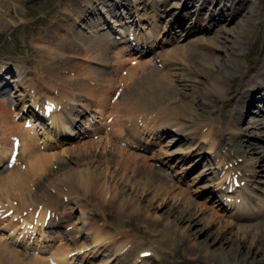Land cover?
Returning <instances> with one entry per match:
<instances>
[{
    "label": "bare ground",
    "instance_id": "1",
    "mask_svg": "<svg viewBox=\"0 0 264 264\" xmlns=\"http://www.w3.org/2000/svg\"><path fill=\"white\" fill-rule=\"evenodd\" d=\"M6 1L10 2L11 0H6ZM176 1H177V4L172 5V7L178 8V9H179V5L181 4V1L182 2L185 1L183 3V6H185L183 8L184 12L181 11V13H183L184 15H187V17L191 15V17H189L190 18L189 23L191 27L190 28L188 27V28L194 31H204L205 29L209 28V26H211V23L213 21L216 22L219 19L226 20L225 16H227V14L233 13L235 11L234 8L239 10L240 7L238 6H240L241 3H244V2L248 3L246 7L244 8L243 12L241 13L240 17L236 19V22L233 23L232 26L221 25V27H218L215 35L211 37L212 41L211 40L209 41V38H206L203 36H197L196 42L198 41L197 43H199V45L202 46V48H206L207 50L211 52L215 51L214 53L216 54L215 55L214 53H211L214 56L213 58L215 62L211 64V68L208 69V71H200L201 73L198 71L196 72L197 75L199 73L202 75L204 74L203 76L205 79L204 84L207 83V86L204 87V91H202L203 89L201 90L202 94H199V90H197V88H195L196 92H194L193 90L192 91L193 93H187L186 89L188 88L187 87L188 84L186 83L184 84L183 82H181L183 81V79L180 76L175 75L177 72L176 73L173 72V75L172 74L170 75L173 77V79L172 77L168 78L167 77L168 75L164 76L165 73L164 74L159 73L160 68L158 66L159 65L162 66L163 63H166L168 61V59H166L164 55L162 54L164 52L161 51L162 45H163V39H158L157 37L155 42L153 40L154 42L153 43L152 41L147 40L148 35L146 34L144 35V32L134 33V32L127 31L126 22L131 21V23L134 22L135 24L138 22V28H139L141 27V24H142L140 22H142V20L144 19V16H145L144 14L149 15V18L151 19L150 24L154 26L156 24L157 19L160 17V15H162L163 11H161V8L162 6H164L167 0H69V1H64L61 4H59V8L57 7L58 9H57V12L55 13L56 15L53 14V16L51 17L52 31H53L52 33H54V35L53 34L52 35L53 36L58 35L60 38L59 41L61 39H65L70 48H76V45L73 44L74 41L72 40L73 39L72 37L76 36L78 40H80V42L81 41L84 42V44H82V47H84L86 51L87 50L90 51V47L87 44V42L92 40V38L87 37L86 34H93L92 36L98 39L97 41L98 48L96 46L94 48L95 53L97 51L98 54L93 59H96L97 63H101L103 65L102 67H105L104 68L105 70L100 69L99 72L95 73V68H93V66H90V64L88 63L86 64L84 62L85 67L82 68V70L83 69L84 70L81 71L80 74L79 73L78 74L85 76V77H81L80 80L84 81L83 79H88L90 77L92 81H96L97 85L92 86L94 84H92L91 82L89 83L90 85H87V82L80 83L81 81L78 82V80L74 82H69L66 79H62V80L60 79V82H58L57 85H60L66 88V91L72 90L71 93L68 92L69 94H66V91H65V96L62 101L61 99L56 100L55 96H54V99L52 97L48 98V100L47 98H45L43 101H47V102L44 106L43 104L40 105L39 103L38 97L41 95V93L37 90L36 91L32 90V87L28 89V92L25 95L28 97L27 101H25L26 98L21 100V98H18V95H16L18 94V92L23 91L22 90L23 83H26L24 82V79L26 78V74L30 71H27V73L25 71L26 74L24 73L22 75V78L16 77L15 81L12 82L11 84L12 90L10 92V95H8V98H6L5 100H8L7 103H11L9 104L10 106L14 105L15 107L13 110V116L18 117L15 123L17 125L16 129H19V130L17 132V135L14 133H11V131H5L6 133L4 137H0V139L3 138V140L6 141L8 140V138L11 140L13 136H18L20 138V139L18 138L20 141V146H18V148L12 147V143H9L10 146L6 147L5 145L8 144V141H7V144L5 143L4 147L0 149V165H2L3 163L6 164L5 165L6 170H4L3 173H0V232H2L0 234V264H74L76 260L78 261L77 264H82L83 262H85V260L89 259V256H95L98 253L97 251H99L98 249L105 248L104 247L106 245L104 244L105 239L100 236L99 231L95 232L94 236H92L91 238L92 243H93L92 247H88L87 245H83V244L80 246L76 245L79 238H81L82 236L86 238V236H88V234L87 235L84 234V230H83V228H86V224L82 223L79 218L77 224L78 225L81 224V228L82 227L83 228L80 229V227H78V228L73 229L71 224L65 221L69 214L67 212H72L71 209H69L67 212H64L65 214L67 213V215H62V214H59L58 212H55L56 208L55 209L50 208L51 206L56 207L57 203L55 201L51 205L48 204V201H50V198L47 196H44L46 194L43 192V190L46 189V187H48L49 185H52V187H54V185L52 184L53 179L55 180V177L60 176L61 174H65V176L64 175L63 176L67 177V179L71 178V179H68L70 180L71 183L70 184L67 183L68 186L65 187L64 185L66 183L62 184L61 183L62 180H61V182H58V184L61 183L62 187L61 186H60L61 188L57 187L55 190H57L58 188L62 190V188L64 189L65 187L66 192L69 193L68 195L76 194V197H77V195H79V193L82 191V193L85 192L84 194H87L89 197H93V199L97 203L98 208L105 210V217L103 218L105 222H106V218L108 217V215L111 216V213H109V211L106 210L108 201L117 202L118 208L121 209L120 211L122 210L124 211V209H130V211L134 214V213H141V210H142V214L146 216H150L152 218H153V215L154 216L161 215L159 209H161L164 206V201H166L167 197L169 196L168 192L172 193L169 190L166 192L169 186L168 183L171 181V182H174V184H177L171 178L172 175L170 176L167 173V170L169 169V167L166 166L167 162L164 161L163 159L160 160V157H158L159 156L158 153L152 154L151 156V158L154 160V163H156L154 166H146L144 162L143 164H141L142 161L141 162L133 161V159H135L136 157L134 158L132 154L122 152V150H119L118 155H116L114 154V151H112L113 149L112 143H111L112 139L110 137H108V139L106 138L107 139L106 142L108 143V144L106 143L107 144L106 147L109 146L108 149L110 150H106V147H104V149L102 150H99L101 152L97 150H93L91 154H88L84 157H77V158L72 159L70 164L68 162L62 163L56 160L50 163L49 169H45L47 166L46 165L47 158L44 155L43 158L45 160H42V159L36 160V162H34V164L31 166L27 164L24 170H22L21 172L18 171L20 170V168L17 170V168L19 167L18 163L21 161V157L23 155L22 152H26V155H27L30 151L32 152L33 149H35L34 148L35 138H38L39 140H41V143L44 144V146H57L56 144H60L59 142L61 141V139H63L62 135H67L68 137H70L71 134L77 135L87 130L86 125L81 126L78 129L74 128V125L77 123L76 119L82 113H76V114L71 113L72 111L71 105L76 104L77 103L76 101H78L76 99L77 97H75L73 93L74 92L78 93V91H80L81 89V86L84 89H87V91H85L86 96L84 97L85 104H83L84 103L83 101L80 108L82 106L84 107L81 108L80 110L89 111L88 115L91 118H93L91 112L94 113V111L96 110V112L97 111L99 112V116H102L101 119L103 120L108 119L109 121H111L109 116L105 115V111H104L105 104H103L104 100L102 99L104 95L102 96V94L104 92L106 96V94L108 93L107 91L110 92V89L111 90L114 89V88L112 89L111 82H109L110 74L106 71V69H107V66H109L108 64L110 60L112 61V59H110L111 58L110 51H112V48H116L113 45L118 44V42H119V45L121 46V49H120L121 53H123V50H126L127 48H129V45L127 44L126 41L135 42L137 47H134V48L137 50V53L143 51L144 47L146 46L148 48L154 47V46L156 47L154 52H152L153 55L151 57V61H153V64H150L152 65L151 73L147 74L145 81L140 82L138 84V87L141 90L140 93L139 92L138 94L132 93L129 99L127 101H124L125 103L124 105H122L124 106L123 108H126V111L129 109H132L130 111H127V113L129 112L128 114L130 115L131 113H134L136 111L137 113L139 111H142V115H143V112H150L149 110L151 109L152 110L155 109L156 113L155 115L153 114L150 115V117L151 116L153 117H151L152 119L150 118L151 120L148 119L149 121L145 119L144 117H142V115H138V114H137L138 119L135 118L134 116H132L131 118L130 116V117H127V119H122L123 120L122 121L119 119L121 115H118V119H114V117L113 119L111 118L114 123H120L121 129L123 131L125 130L126 132L123 140L121 139V141L128 142L130 148H133L131 146H134L135 148L140 147L142 149L147 148V147L151 148V146L149 145L150 142H148L149 138L151 137L149 136V138H147L148 136L145 137L140 132L146 127L149 128L147 129L149 132V135H151L152 137L155 136L158 139L162 138V134L172 133L173 136H170L169 141L166 143V146L170 144L169 142L171 143L174 142V140L179 141V139H181L185 141L183 142L185 143L183 145L184 147L179 148V151L183 152L181 153V156L179 158L182 157V154L187 153L186 154L187 158L196 157L198 155L197 157H199V161L203 159L202 172L203 174L207 173V175L209 176L208 178L212 177L211 179L212 183L210 185L213 186V190H214L213 194L215 195V197L216 195L218 197L217 199L211 198L210 200L216 203L217 207L218 206L220 207L221 212L227 216L229 215L231 219H240V214L237 212H233V211L230 213L225 212L224 209L226 208L224 207V205L225 206L227 205L229 207L234 206V208L232 209L234 211L238 209L237 207L245 206L243 205L244 201L242 199V196L244 195L243 192L238 191V189L234 193L231 191L232 187H234L237 182L240 183V181H244L247 188L252 191H254L256 188L260 189V187L262 189L263 187L262 185H264V182L261 180L258 181V179L256 178L257 172H255L256 171L255 167L258 164L260 166V164L264 162V150L263 151L257 150L259 147L256 144H254L255 148H251L249 151H247V148H244V149H240V148H242V143L244 141V138H246L247 141L252 139L250 137L252 133H256V135L259 137H264L260 134L262 132L259 131L260 129L264 128V122L255 118V117H258L259 114L261 115L259 117L264 118V63L260 65L261 67H258L256 65L255 66V68L257 69L256 76H252L253 74L251 76L249 75L250 77L249 81H247L246 83H245L246 80L243 81V83L238 88L237 92L235 93V95L237 96L236 97L237 99L233 100V102L236 104L234 108V113L229 117V120L225 121L226 123L223 126V128L226 127L227 129L230 130L229 137L225 138L226 141L224 140L225 143L236 145L237 149L239 148L238 152H233V153H237L236 159L238 157H242L243 160L246 161V167H247L246 171L247 172L240 174L243 176L231 174L230 172L232 168L228 170L230 172L226 171L224 164L230 162L226 157L225 159H222L219 157L212 158V156L208 155V154H212V152L217 153V150L219 148L216 147L214 137L215 135H218L221 133L215 132L216 130H214V128L216 129V127H213V124L211 123L209 124L206 119V114L208 115L210 114L208 113V110H207L208 106H210L209 100L216 103L217 102L216 98L220 96L224 98L223 95L229 89V88L226 89L225 87L226 78L227 77L230 78L232 76V71L234 70L233 69L234 67L240 68L242 66L241 60H240L241 54L238 52L237 46L244 41L245 38L243 39V36H245L247 33L249 34L253 28V21L256 19V17L254 19L255 12H257V10L255 9L256 4L252 2L254 0H225V3H223L224 0H195L196 3L193 4L194 9H187V6H188L187 4L190 5V2L194 0H176ZM1 2H3V0H0V3ZM97 5H101L100 8H103L106 11V14L108 16L116 17V19L118 18L120 19V21H117L116 19H114V21H112L113 23L110 22L112 23V25L106 24L107 22L102 20V18L99 17L97 14V11H98ZM117 5L123 7L122 9L125 10L126 14H128V17H127L129 18L128 20L123 21L122 17L124 18V16H122V14L125 15V13L123 10L118 11V9L116 8ZM206 7H207V10H206ZM201 11H206V14H209V15H207L205 18L203 17L202 20L199 22L198 20L200 19H198V16L200 15ZM239 12L240 11H238L237 13ZM171 16L172 18L174 17L173 15ZM173 20L174 18L168 21L167 24L172 25V22H174ZM181 20H182V16L177 19L175 24L177 23L182 24ZM202 21L206 22L205 26L203 25ZM102 23H104L105 25H102ZM121 24H122V28H119ZM167 24H165V27L167 26ZM8 25H10V23ZM110 28L111 29L115 28L114 30L117 29L118 30L117 33L119 34L125 31V37L123 38L121 36L120 41L117 39H114V42L110 40V38L109 40H106L105 38L108 35L109 37L111 36V34H109L111 31ZM134 30L135 28L132 29V31ZM129 37H131L132 39L127 40V38ZM102 39H105L106 41L105 44L100 42ZM149 41L152 43L150 44ZM92 44H95V43H92ZM42 46L43 44L41 45V47ZM45 47H47L46 49L48 51H52L48 49L49 45L45 44ZM42 48H44V46ZM173 49H174L173 52L179 55L181 54L183 55L185 51V46L183 47V45L179 44V45H175ZM58 50L59 49H57V52ZM207 50H206V53H207ZM59 52L57 53L58 57L56 58V60H60V59L66 60L65 58L66 53L63 54ZM175 53H172V54L174 55ZM56 55H54V57ZM70 56H66V57H70ZM116 57H119V55ZM190 57L191 56L189 55V58ZM77 58H79V56H77ZM47 59L48 58H46V60ZM114 60H113V63L115 62ZM121 60L124 62L123 58ZM172 60L170 61V64H169L170 67L172 68L170 71H173V70L175 71L177 70V68H179V66H181V68L184 67L182 69V71L184 72V69L188 67V65L186 68L185 66L182 67L183 63L178 64L177 62H174ZM262 60H264V56L262 59H259L258 65L261 63L260 61ZM204 61H205V58H204ZM121 62L120 63L117 62V63L123 64ZM181 62H183V59ZM133 65L135 67V64ZM133 65H131L130 67H132ZM109 67L113 68L112 65ZM65 68L66 67H64V69L60 68V71H58V74H62V72L71 73L72 71L73 72L71 74H75V72L77 71L76 69L74 70V67L69 68L70 71H67V70L65 71ZM21 70H22V67H20L19 71L21 72ZM187 71H189V68H187ZM46 73L48 74V71ZM186 74L187 73H185V75ZM11 75L12 74L9 70L0 68V94L6 92V90H3V89H7V87H9L7 86V84L12 81ZM137 76L138 75H136L135 78ZM141 77L142 76H140L139 78ZM131 78H134V77H131ZM105 79L106 80L108 79L106 81V84L101 83V82H104ZM131 80L129 78L128 83L131 82ZM137 81L139 82L140 80H137ZM172 81L177 82L178 86L176 90L174 91L175 95L173 99L170 102H167V97H169L170 94L172 93L170 89L172 86L170 85ZM37 82H39V86L44 87V85H46V84L42 85L44 82L41 81V78ZM121 84L123 83L121 82ZM130 84L131 83H129V85ZM54 86L55 85H53L51 88L53 89ZM96 87L98 88L100 87V88L96 89ZM101 88H103L102 90L103 92H101ZM115 89H117L116 86H115ZM49 92H54V91L49 90ZM79 95L80 94H78V96ZM121 95H122V92H121ZM124 96L125 95H123V97ZM257 96H259L261 100H258V98H256ZM0 100L2 99L0 98ZM79 100L81 101V99ZM120 100L121 99L119 98V101ZM122 100L120 101L121 104H122ZM186 100L187 101L189 100L190 102L186 103L187 102ZM255 101H257V104H255L254 108L253 107L250 108L251 104L254 103ZM194 102L197 104L196 108L195 107L193 108ZM30 106H36V107L38 106L39 113H35V115L32 112L28 113L30 111ZM93 106H99L101 107V109L95 107V110H94ZM213 108H215V106H213ZM245 109H248V111L253 109L254 111L259 112L256 115L250 114L251 115L250 117H252V120L248 127L246 126L244 127L245 122H248L247 120H245V117H244L245 116L244 113L246 112ZM7 112L8 111H5V112L0 111V121L4 125L6 122H8L9 118L11 117V114L8 115ZM154 112L155 111H153V113ZM246 116H248V114ZM105 121L107 123V120ZM170 121H172L173 123L171 124H173V126L176 127L175 130H171V127L167 126ZM4 125H3V128L6 126ZM168 128L170 129L168 130ZM242 130H244L243 133H242ZM35 135L37 137H34ZM39 135H41L42 138L38 137ZM110 136L113 137V139H115L116 137L112 133H110ZM207 137L209 138L206 144L205 140L207 139ZM261 141L262 139H259V142ZM193 146H196L197 150H191ZM13 151H16V154L13 153ZM55 153L49 154L51 157L48 154L47 155L48 157L53 159L55 158ZM169 154H171V152ZM13 156L16 158H12ZM102 163L103 165L105 164L104 166L106 167V169H108L111 165H114L115 169L117 168L121 169L123 173L120 174L116 170H115L116 172H114V169H113V170H110V173H111L110 176H108L107 174L105 176L103 173L99 171V166ZM54 165H56V168H58L57 169L58 173L55 172ZM73 165L74 166L86 165V166L84 168L70 169L69 166H73ZM261 166H264V163L261 164ZM106 169H105V172H106ZM44 171L46 172L42 173ZM262 171H264V169H262ZM34 172L42 173V175L37 178L39 181L32 182V183H35L33 186H37V189L35 188V192H33L31 187L30 189H28L27 184H25L27 181H32L31 179L32 177L29 175H31V173L34 174ZM131 174L133 176H139V177L141 176V178L145 180L144 185L141 186L139 182H136L134 180L135 178L132 179ZM59 178L57 177V179ZM132 181H134L136 185H134ZM65 182H68V181H65ZM74 184L77 185L76 187L77 189H73L74 187L70 186ZM176 187L177 186H175V188ZM149 188L154 190V195L160 198V201H161L160 204L159 203L157 204L149 203L145 200V196H143V194L148 193ZM41 190L42 192L39 193V191ZM140 190H142L143 192H141L140 196H136V194H138V191ZM181 190L182 189L179 188V191L182 193ZM24 195L26 197L29 195L28 197L30 199H28L27 202H30L31 204L23 207L22 211L24 210L26 211L22 212L20 210L19 205L17 203H14L15 201H13V199H10L9 197L15 196L21 199L22 201H24L25 200ZM62 196H66V195H62ZM68 198L69 197H67L66 199ZM73 199L77 200L75 197H73ZM262 203L264 205V199L262 200ZM258 205L261 207V204L258 203ZM161 216H162V219L165 220L164 221L165 225L168 224L167 226H169V224H171V226L180 230L182 233L184 232L186 241L190 245H193V244L196 245L200 249V251L203 253H207L211 251L212 242L220 239L221 242L219 243V246H220L221 251L218 253V255L220 256L223 264H264V234L263 233L259 235H255V237L253 238L251 242H247L246 237L244 236L230 237V236L225 235L226 231L220 230L218 234H215L213 238L209 240L210 242L208 240L200 241L198 238L197 231L194 229L191 230V226L193 222H195V218L192 216L190 211H188L186 208H180L177 205L175 206L170 205L167 211L163 213V215ZM263 221L264 220H259L258 222L253 223V225H248L247 227H251L252 229L254 228L259 229L260 227H263L264 229ZM62 222H64L66 224V227L68 228H64L60 226ZM154 223L155 225H157L158 221H155ZM227 223H231V222L228 221ZM239 227H242V226H239ZM4 229L7 230V232L4 233ZM124 233L126 234V232L119 230L116 234V237L119 238V235H123ZM162 233L164 232H161V234ZM158 234L159 232L156 235ZM165 237H170V235L168 234L164 236V238ZM105 238H108V237H105ZM117 240L118 239L116 238V241L113 245L110 244L114 248L113 253L115 254L110 260L114 259L115 256H118V261H121L120 257L123 256L124 253L129 252V255H133L134 261L132 264H138V263L143 264V262L145 261H143V259L141 258L142 257L141 254H143L144 256V253L153 251V248H147V249L143 248L144 245H142L143 243L140 244V241L138 243L141 246H138V248H136L135 246L136 242H134L133 237H129L126 240L124 239V241L118 245H117ZM57 241H60L59 244L55 247V251L51 252V250L54 248V244ZM223 242H226L227 244L226 250H223V246H222ZM65 244H67L68 246H70L71 244L73 245H71V247H68L67 249L63 247ZM81 251L84 253V255L82 253L80 254ZM46 252H48V254H46ZM108 260L109 258L106 257L103 261H100V263L98 264H108L109 262H111L110 260L109 261ZM126 264H130V263H126Z\"/></svg>",
    "mask_w": 264,
    "mask_h": 264
},
{
    "label": "rangeland",
    "instance_id": "2",
    "mask_svg": "<svg viewBox=\"0 0 264 264\" xmlns=\"http://www.w3.org/2000/svg\"><path fill=\"white\" fill-rule=\"evenodd\" d=\"M64 1H69V0H13V1L11 0L10 2L3 0V2L0 3L1 4V6H0V59L5 58V60L2 59L4 61L0 60V68L7 69L11 72V70L9 69L10 65L8 66L7 64H5L7 62V63H10L13 68H17L16 74H17V70H19L20 67L23 68V66H24L25 70L28 69L30 71L28 73L26 71L27 74L25 73L26 78L24 79V82H26V83H23V87H24V88L22 87L23 94L21 91L18 92V94H16V95H18V98H21V100L26 98L25 101H27L28 97L25 96L27 93L25 91V89L32 87V90H35V91L37 90L41 93V95L38 98H40L42 101L45 98L48 99V98L52 97L54 99V96H55L56 100L61 99V101H62L64 99V96H65L66 88H64L60 85H57V83L60 82V79L61 80L66 79L69 82H74V81L78 80V82H80L81 77H85V76L79 75L81 73V71L84 70V69L82 70V68L85 67V63L86 64L88 63V64H90V66H93V68H95V73L99 72V70L102 68V67H100L101 63H97L96 62L97 60L93 59L98 54L97 51H96V53L94 51L95 46L98 48L97 43L92 44L93 43L92 40L87 42V44L90 47V51H88V50L86 51V49H84V47H82V44H84V42L83 41L80 42V40H78V38L76 36H73L72 37L73 39L71 38L74 41L73 44L76 45V48H70L65 39H61L59 41L60 38L58 35L53 36L54 33H52L53 31H52L51 17L53 16V14L56 15L55 13L57 12V9L59 8V4H61ZM252 2H254L256 4L255 9L257 10V12H255V16H254V19H255V17H256V19L253 21V28L249 34L247 33L245 36H243V39L245 38L244 41L237 46V50L241 54L240 60H241V64L243 67L241 66L240 68H237V67L233 68L234 70L232 71V76L230 78L227 77L225 80V87H226V89H228V88L229 89H228V91L226 90L227 92L223 95L224 98H222L221 96L216 98L218 103L217 102L214 103V102L209 100L210 106H208L207 110H208V113H210V114L209 115L206 114V119H207L208 123L209 124L211 123V124H213V127H216V129L214 128V130H216L215 132L221 133V134L215 135V137H214L216 147L219 148L217 150V153L212 152V154H208V155L209 156H215L216 158L219 157L222 159H225V157H226L230 162L224 164L225 169H226V171H228V169L234 168L233 170H231V173L232 174L234 173L235 175H236L235 172L237 171V169L239 170V173L237 172L238 174H242V173L247 172L246 171V169H247L246 161L243 160L242 157H238L236 159L237 153H233V152L239 151L238 150L239 148L237 149L236 145L225 143V141H226L225 138L229 137L230 130L227 129L226 127L223 128V126L226 123L225 121L229 120V117L234 112V108H235L236 104L233 102V100L237 99L236 98L237 96L235 95V93L237 92L238 88L243 83V81L246 80L245 83L247 81H249V78H250L249 75L251 76L253 74L252 76H256V74H257V69L255 68L256 65L258 67H261L260 65L264 63V60H262V61H260L261 63L258 65V61L264 52V0H254ZM195 3H196L195 0L191 1L190 5L188 4L187 9H194L193 4H195ZM223 3H225V0L223 1ZM174 4H177L176 0H167V2L161 8V11H163V12L166 10L168 11L167 13H163V16L157 22L159 37H161V38H165L166 37L165 34H167V35L169 34L164 29V25L167 24L168 21H170L172 19L171 15L181 14L182 9L179 8V11H178L177 10L178 8L172 7V5H174ZM247 4H248L247 2H244V3H241L240 6L236 5V6L240 7L239 10L234 8L235 11L233 10L234 11L233 13L227 14V16H225L226 20L219 19L216 22L213 21L211 23V26H209V28L205 29V31H195V32L190 33L188 27H191L190 23H189V19H190L189 17H191V15L188 17V19H186L184 21V24H183L184 27H182L183 29H181V27L175 28L176 31L174 29H170V30H173V33L171 34V36L174 37V39L170 40L168 38L169 40L166 43H164L162 46V52H164L162 54L164 55V57L166 59H168V61L166 63H163L162 66L161 65L158 66L160 68L159 73H163V74L165 73L164 76L168 75L167 77L169 78V77H172L170 75L171 74L173 75V72H175V73L177 72L176 74L175 73L174 74L176 76H180L183 79V81H181V82H183L184 84L185 83L188 84L187 85L188 88L186 89L187 93H193L192 92L193 90H194V92H196L195 88H197V90H199V94H202V91H204V87L207 86V83L204 84V80H205L203 77L204 74L203 75L200 74L201 73L200 71H208V69L211 68V64L213 62H215V60L213 58L214 56L211 53H214L215 51L211 52V51L207 50L206 48H202V46H200L199 43H197L198 41L196 42V38H197V36H203V37L209 38V41L210 40L212 41L211 37H213L215 35L218 27H221V25L232 26L233 23L236 22V19L238 17H240L241 13L243 12V10ZM179 7H183L182 1H181V4L179 5ZM2 8L4 9V11ZM121 9H118V11H120ZM206 10H207V7H206ZM16 11H18V12H16ZM123 11L125 12V10H123ZM236 11L237 12L240 11V12L237 13ZM203 12L204 11H201V14H200L201 18H200V20H198L199 22L202 20L203 17L205 18L207 16L206 11L204 13ZM144 15H146V14H144ZM177 15L175 18H177ZM146 16H148V17H146ZM146 16L144 17L145 20L143 22V23H145L144 28L147 31H151V27L149 24L151 22V20L149 18V15H146ZM116 20L120 21V19H118V18ZM9 23H10V25H8ZM202 23H203V25H205V21H202ZM102 25H105V24L102 23ZM145 29H144V31H145ZM176 33H177V35H176ZM163 34H164V36H163ZM87 36L89 37V35H87ZM51 37H53V38H51ZM152 38L153 37H151L150 40H152ZM105 39L109 40V36H107ZM195 42H196V44H195ZM42 44H43L44 48H42L43 46L41 47ZM45 44L49 45L48 49H50L52 51H48L46 49L47 47H45ZM179 44L183 45V47L185 46V51H184L183 55L182 54L179 55V54L173 52L174 46L179 45ZM39 47H41V48H39ZM50 47L53 49H51ZM39 49H41V50H39ZM57 49H59L58 50V52L60 51L59 53H63V54L66 53L65 54L66 56H70V55H72V56H70V57L65 56L66 60L65 59L56 60V58L58 57ZM206 50H207V53H206ZM172 53H175V54L173 55ZM54 55H56V56L54 57ZM118 55H119V57H116ZM189 55L191 56L190 58H189ZM35 56H36V58H35ZM44 56L48 59L46 60V58ZM77 56H79V58H77ZM180 56H182V57H180ZM209 56L211 57V59ZM110 57H111L110 59H112V61L110 60L108 65L109 66L112 65L113 68L109 67L107 72L110 74L109 82H111L112 89L113 88L114 89L113 90L110 89L111 93L106 90L108 93L105 96L104 92L102 91L103 88H101V92H103L102 96L104 95L102 97V99L104 100L103 104H105L104 105L105 115L109 116V118L111 120V121H109L107 119L108 120L107 123H108L109 127L106 126L105 123H103V119H101L102 116H99V112L97 111L96 113H94V118L96 121H98V124L101 123L102 129L100 127L99 130L93 131V135H95V136H93L92 134H86L82 138H79V140L76 139L74 142H63L60 144H56L57 146H44V144H42L40 142L41 140H39L38 138H35L36 142L34 143L35 144L34 145L35 149H33L34 152L30 151L27 155H26V152H22L23 155L21 157V161L18 163L19 167L17 168V170L20 168V170H18V171L21 172L22 170H24V168L27 164L31 166L34 164V162H36V160H39V159L45 160L43 158L44 155L47 158V160H46L47 166L45 169H49L50 163L53 161H56V160L58 162H62V163L68 162L70 164L72 159H74V158L84 157L88 154H91V152L93 150L99 151V150L104 149V147H106V145L108 144L106 142V140L108 139V137H110L113 140V141L111 140L112 147H113L112 151H114V154H116V155H118L119 150H122V152L132 154L134 156V158L136 157L135 159H133V161H137V162L142 161L141 164H143V162H144L146 164V166H154L156 163H154V160L151 158V156H152V154L158 153V155H159L158 157H160V160L163 159L164 161L167 162L166 166H168L170 169V170L169 169L167 170V173L170 176L172 175L171 178L177 184H174V182H171V181L168 183L169 186L167 185L168 188H167L166 192L169 190L172 193L168 192L169 196L167 197V200L164 201V206L161 209H159L160 214L163 215V213H165L167 211V209L170 207V205H173V206L177 205L180 208H186L188 211H190L192 216L195 218V222H193V224L191 226V230L194 229L197 231L198 238L200 241L211 240L213 238V236L215 234H218V232L220 230L226 231L225 235L230 236V237L244 236V237H246L247 242H251L253 240V238L255 237V235H259L262 233L264 234L263 227H260L261 229L260 228L259 229H256V228L252 229L251 227H247L248 225H253V223L258 222V220L254 218L257 215H254V214L241 215L242 217L240 219H231L229 217V215L227 216L224 213H222L221 210L219 209V207H217V205H215L214 202H212L209 199V197H208L209 192L212 191V188H211L212 185H210L212 183V181H211L212 177L208 178L209 176L207 175V173L203 174V172H202L203 159H201L202 163H200L201 161H199V157H197L198 156L197 154H196L197 156L194 158H192V157L187 158V156H186L187 153L182 154V157L179 158L181 156V153H183V152L179 151V148L184 147L183 145L185 143H183V142H185V141H183L181 139H179V141L174 140V142H172V143L169 142L170 144L168 146H166V143L169 141L170 136H173L172 133H168V134L166 133L167 135L164 138V140L162 142H158L157 145L155 146V148H153V150L150 149L149 151H145V150L144 151H138L137 149L130 148V146L128 145L127 142L121 141V139L123 140V138H124L125 131H123L121 129L120 123H114L112 119H113V117H114V119H118V115H121L119 118L120 120L127 119V117H130V116H131V118H132V116H134L135 118L138 119V115H142V111H139L138 113L136 111L134 113H131V115H130V114H128L129 112L127 113V111H130L132 109H129L126 111V108H123L124 106H122V105H124V103H125L124 101H127L129 99L130 95H132V93L133 94H138V92L140 93L141 90L138 87V84L140 82L145 81L147 74L151 73L152 65H150V64H153V61H151L152 53L151 52L146 53V54L137 58L134 55H131V54L129 55L126 52L124 54H122L120 52V50L118 48H116V49H113L112 51H110ZM121 57L123 58L124 62L121 60L122 59ZM44 58H45V60H44ZM171 58L174 60H172ZM175 58H177L178 60ZM204 58H205V61H204ZM170 59L174 62H177L178 64L183 63L182 67L185 66V68H186L188 65L187 68H189V71H187V68H186V69H184V72H183L182 69L184 67L181 68V66H179L180 69L177 68V70H175V71L174 70L170 71L172 69L169 65L170 61H171ZM182 59H183V62H181ZM113 60L115 61L114 63H113ZM187 61H188V63H187ZM117 62H119V63L121 62L123 64H119ZM143 62H144V64H143ZM150 62H152V63H150ZM184 63H186V64H184ZM133 64H135V67ZM131 65H133V66L130 67ZM64 67H66L65 71L66 70L70 71L69 68L74 67V70L75 69L77 70L75 72L76 75L71 74L73 71L71 73L70 72H62V74H58V71H60V68L64 69ZM203 67L206 69H204ZM248 67H250V68H248ZM52 68H53V70H52ZM251 69H252V71H251ZM47 71H48V74L46 73ZM135 71H137L138 73ZM197 71L200 72L198 75L196 73ZM68 73H70V74H68ZM185 73H187V74L185 75ZM136 75H138L139 77L140 76H142V77L139 78L137 76L135 78ZM131 77H134V78H131ZM40 78H41V81L44 82L42 85L46 84V85H44V87L39 86V82H37L40 80ZM129 78H130V80L131 79L133 80V81L131 80V82H129V83H131L130 85L128 83ZM172 79H173V77H172ZM83 80L84 81H81L80 83L87 82V85H90L89 84L90 82H94V81H92V79L90 77L88 79H83ZM107 80L105 79L104 82H101V81L100 82L106 84ZM137 80H140V81L138 82ZM121 82L123 84H121ZM135 82H136V84H135ZM174 82L175 81H172L170 84L172 86H171V88L170 87L169 88L171 89L172 93L170 94L169 97H167V102H170L175 95L174 91L176 90L178 83L177 82L174 83ZM198 84H200V85H198ZM51 85L52 86L55 85L53 89L51 88L52 87ZM96 85H97V83H96ZM96 85H92V86H96ZM115 86L117 89H115ZM130 87H132V88H130ZM93 88H95V87H93ZM99 88L96 87V89H99ZM123 89H124V91H123ZM128 89H130V90H128ZM49 90L54 91V92H49ZM125 90H127L128 92ZM229 90H231V91H229ZM71 91L72 90H70V91L67 90L66 94H69L68 92L71 93ZM85 91H87V89H84L81 86V89H80V91H78V93H76V92L73 93V95H75V97L78 98V105H81L83 101L85 102V99H84V97L86 96ZM118 91H119V93H118ZM129 91H130V93H129ZM121 92H122V95H121ZM12 93H13V91H12ZM55 93H56V95H55ZM78 94H80V96H78ZM123 95H125V96L123 97ZM108 96H109V98H108ZM231 96H233L232 97L233 99L232 98L230 99ZM79 97H81V98H79ZM0 98L2 99V100H0L2 103V104L0 103V111H3V112L8 111L7 112L8 115L11 114V117L9 116L10 118H9L8 122L5 123L6 126L4 124H2V122L0 121V137H4V135L6 133L5 131H11V133H14L17 135V132L19 129H16L17 125L15 122L17 121L18 118L16 116H13V110L15 107H14V105L10 106L9 104H11V103H7L8 100H5L6 98H8V96H0ZM119 98L121 100L125 98L124 100H122V104L120 102L121 100L119 101ZM79 99H81V101ZM42 101H39V103ZM114 102H115V104H114ZM188 102H190V101L188 100L186 103H188ZM194 103H193V105H194L193 108L194 107L196 108L197 104L196 103L194 104ZM213 106H215V108H213ZM95 107L101 109V107H99V106H94V108ZM151 110H149L151 113L150 112H143L142 117H144L147 120L148 119L151 120L152 119L151 117H153V116L150 117V115L151 114L155 115V113H156L155 109L152 111ZM153 111H155V112L153 113ZM255 118L264 122L263 117L258 116ZM246 120L248 122H245L244 127L245 126L248 127L250 125L252 117L248 116V118H246ZM171 123H173V122L170 121L167 126L171 127V130H175L176 127L173 126V124H171ZM174 123H176V122H174ZM242 124H243V122H242ZM3 125L5 126L4 128H3ZM14 129H16V130H14ZM147 129H149V128L146 127L145 129L141 130V133L145 137L148 136L147 135ZM243 131L244 130H242V133H243ZM259 131L262 132L260 134L262 136H264V128L260 129ZM110 133H112L114 136H116L115 139H113V137L110 136ZM247 135H248V133H247ZM34 137H36V136H34ZM38 137H41V135ZM250 137L252 139H250L249 141H247L246 138H244V141L242 143V148H240V149L247 148V151H249L251 148H255L254 144H256L259 147L257 150L263 151L264 150L263 149L264 148V137H259L256 135V133H252L250 135ZM18 138H19L18 136H13L11 138V140L8 138V140H6V141H4L3 138H1L0 139V144H1L0 149L4 147L5 143L7 144V141H8V144L5 146L9 147L10 146L9 143H12L14 139H18ZM84 138H86V139H84ZM208 138L209 137H207V139L205 140L206 144H207ZM258 138L262 139V141L259 142ZM18 142L20 143V141H18ZM113 144H114V146H113ZM19 146H20V144H19ZM108 148H109V146L106 147V150H110ZM191 150H197L196 146H193V148ZM199 151H201V150H199ZM99 152H101V151H99ZM170 152H171V154H169ZM52 153L53 154L55 153V158H53V159L50 158L51 156L49 155ZM137 153H139V154H137ZM47 154L50 157H48ZM27 156H29L30 158ZM29 159H31V160H29ZM197 161H199V162H197ZM259 162H261V161H259ZM198 163H200V164H198ZM263 163L264 162H262L261 164H263ZM196 164H198V165H196ZM261 164H260V166L258 164L255 167V170H256L255 172H257L256 178L258 179V181L261 180L264 182V171H262V169H264V166H261ZM48 165H49V167H48ZM104 165H103V163L100 164L99 171L101 173H103L105 176H106V174L108 176H110V174H111L110 170H113V169H114V172L117 171L120 174L123 173V171L121 169H118V168L115 169L114 165H111L108 169H106V167ZM85 166L86 165H80V166L79 165H76V166L73 165V166H69V167H70V169H72V168L78 169V168H84ZM54 167H55V172L58 173V170H57L58 168H56V165H54ZM105 169H106V172H105ZM4 170H6L5 169V163L0 165V173H3ZM261 171H262V173H261ZM45 172L46 171H44L42 173H45ZM228 172H230V171H228ZM240 172H242V173H240ZM42 173L34 172V174L31 173V175H29L32 177L31 178L32 181H27L25 183V184H27L28 189H30V187H31L33 192H35V188L37 189V186H33L35 183H32V182L39 181L37 178L40 177L42 175ZM63 175L65 176V174H61L60 176H56L55 180L53 179L52 184L54 185L55 188L52 187V185H49L48 187H46L47 190L46 189L43 190V192L46 194L44 196H47L50 198V201H48V204L51 205L55 201L57 203L56 207L51 206L50 208L51 209L56 208L55 212H58L59 214H62V215H67V213H69L67 216L68 219H66V221H67V223L71 224L73 229L78 228V227H80V229L83 228V227L81 228V224L80 225L77 224L79 218H80L82 223L86 224V228H83V230H84V234H86V235L88 234V236H86V238L84 236L79 238L76 245L80 246L83 244V245H87L88 247H92L93 243H92L91 238H92V236H94L95 232H97V231H99L100 236L105 239L104 240V244H106L104 246L105 248L104 249H102V248L98 249L99 250V251H97L98 253L95 256H93L89 262H88L89 259H87L82 264H85L86 262H88L89 264H98V263H100V261H103L106 257H108L110 260L115 255L113 253L114 248L110 244L113 245L116 241V238H117L118 239L117 245H118L121 242H123L124 239L126 240L129 237L134 238V242H136V244H135L136 248H138V246H141L140 244H142V243H143L142 245H144L143 248H146V249L147 248H153L152 252L151 251L149 253L146 252L148 255L143 256V254H141V256H142L141 258L143 259V261H145V262H143V264H223L220 256L218 255V253L221 251L220 246H219V243L221 242L220 239L212 242L211 251H209L207 253H203L200 251V249L196 245H194V244L190 245L186 241L185 236H184V232L182 233L180 230L171 226V224H169V226H167L168 224L165 225L164 224L165 220L162 219L161 215L160 216H154L153 215V218H152L150 216H146V215L142 214V210H141V213H134L135 214L134 215L130 211V209H124V211L123 210L120 211L121 209L118 208L117 202L108 201L106 210H108L109 213H111V216L108 215V217L106 218V222H105L103 219L105 217V210L98 208L97 203L93 199V197H89L87 194H84L85 192L82 193V191L79 193V195H77L78 198L76 197V194L75 195L74 194L68 195L69 193L66 192L65 187L71 183L70 180H68L71 178L67 179V177H64ZM131 176H132V179L135 178L134 180L136 182H139L141 184V186L144 185L145 180L142 179L141 176L140 177L139 176H133L132 174H131ZM57 177L58 178L60 177V178L57 179ZM61 180H62V182H61ZM65 181H68V182H65ZM58 182H61L62 184L66 183L64 185L65 186L64 189L63 188H62V190L59 189L62 187L61 186L62 184L61 183L58 184ZM132 182L134 185H136L134 181H132ZM243 183H244V181H240V184H243ZM70 186H73L74 187L73 189H77L76 188L77 185H75V184L70 185ZM175 186H177V187L175 188ZM57 187H59V188L57 190H55ZM179 188L182 189L181 190L182 193L179 191ZM25 192H27V191H25ZM40 192H42V190L39 191V193ZM141 192H143V191L142 190L138 191V194H136V196H140ZM63 193H65V194H63ZM213 193H214V191H213ZM48 194H50V195H48ZM59 195H60V197H59ZM62 195H66V196H62ZM28 196L27 197L25 196L24 201H22L21 199H19L18 197H15V196H11L9 198L13 199V201H15L14 203H17L20 207V210L22 211L23 207L31 204L30 202H27L28 199H30ZM143 196H145V200L149 203H155V204L161 203L160 198L158 196H155L154 190H152L150 188L148 190V193L143 194ZM67 197H69V198L66 199ZM73 197H75L77 200H74ZM254 197H255L256 201H262L264 199V196H259L258 194H254ZM95 199H96V197H95ZM94 203H96V204H94ZM33 205H35V204H33ZM33 205H31V206H33ZM26 209H28V208H26ZM69 209H71L72 212H67ZM75 209H76V211H74ZM24 211H26V210H24ZM24 211H22V212H24ZM262 211H264V205L262 207ZM64 212H67V213L65 214ZM98 214H100L101 217ZM258 215H261V213ZM262 220H264V216H263ZM155 221H158L157 225H155V223H154ZM228 221L231 223H227ZM103 225H105V226H103ZM154 225H155V227H154ZM164 225L166 226V228ZM239 226H242V227H239ZM119 230L126 232V234L124 233L123 235H119V238L116 237V234ZM5 232H7V230L4 229V233ZM158 232H159V234L156 235ZM161 232H164V233L161 234ZM1 233L2 232H0V234ZM153 233H155V234H153ZM168 234L170 235V237L164 238V236H166ZM105 237H108V238H105ZM109 238L111 239V241ZM161 238H163V239H161ZM139 241H140V244L138 243ZM59 242L60 241H57L54 244V248L52 250L50 249L51 252L55 251V247L59 244ZM133 243H132V245H133ZM71 245H73V244H71ZM71 245L68 246L67 244H65L63 247L68 249V247H71ZM132 245H131V247H132ZM222 246H223V250L227 249L226 242H223ZM140 248H142V247H140ZM82 251H84V250H82ZM82 251L80 252V254L82 253L84 255V253ZM48 252H46V254H48ZM120 258H121V261H124V263L132 264L134 261L133 255H129V252L124 253V255L121 256ZM154 259L157 261H153ZM115 260H118V256H115L114 259L110 260L111 264H114ZM94 261H97V262L93 263ZM135 262H137V261H135ZM152 262H154V263H152ZM77 263H78V261L76 260V262L74 264H77ZM138 264H141V263H138Z\"/></svg>",
    "mask_w": 264,
    "mask_h": 264
},
{
    "label": "snow or ice",
    "instance_id": "3",
    "mask_svg": "<svg viewBox=\"0 0 264 264\" xmlns=\"http://www.w3.org/2000/svg\"><path fill=\"white\" fill-rule=\"evenodd\" d=\"M144 255H147V253H144Z\"/></svg>",
    "mask_w": 264,
    "mask_h": 264
}]
</instances>
